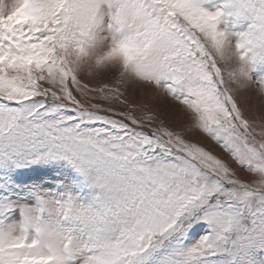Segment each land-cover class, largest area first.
<instances>
[{
  "label": "snow or ice",
  "instance_id": "snow-or-ice-1",
  "mask_svg": "<svg viewBox=\"0 0 264 264\" xmlns=\"http://www.w3.org/2000/svg\"><path fill=\"white\" fill-rule=\"evenodd\" d=\"M0 264H264V0H0Z\"/></svg>",
  "mask_w": 264,
  "mask_h": 264
},
{
  "label": "rangeland",
  "instance_id": "rangeland-1",
  "mask_svg": "<svg viewBox=\"0 0 264 264\" xmlns=\"http://www.w3.org/2000/svg\"><path fill=\"white\" fill-rule=\"evenodd\" d=\"M215 3L217 5L222 4L223 0H215ZM205 7H209V6L205 5ZM220 27L223 28L224 25L221 24ZM246 28H247V22H240V23H238V25H237L236 29H234V31H243ZM230 39H231V37H230ZM160 109H161V114L163 116H165V118H172L174 116V113L171 110H169L167 107H165L164 105H161Z\"/></svg>",
  "mask_w": 264,
  "mask_h": 264
}]
</instances>
